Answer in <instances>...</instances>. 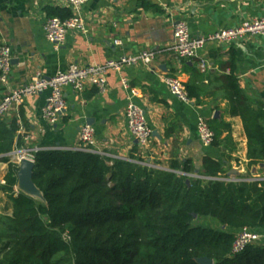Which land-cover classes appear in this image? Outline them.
Segmentation results:
<instances>
[{"label": "crops", "instance_id": "obj_1", "mask_svg": "<svg viewBox=\"0 0 264 264\" xmlns=\"http://www.w3.org/2000/svg\"><path fill=\"white\" fill-rule=\"evenodd\" d=\"M49 7L70 10L65 3L0 0V44H7L13 52L9 82L0 83V101L7 91L28 84L39 72L50 79L71 64H103L146 50H159V54L149 67L141 64L125 68L120 74L110 73L104 93L95 87L82 94L66 88L67 109L53 127L42 115L49 91L28 98L3 118L16 129L13 151L56 147L71 150L79 145L80 127L89 124L96 134L94 153L108 158L110 165L116 160L138 162L141 158L145 166L169 170L173 158L190 159L195 168L192 177L199 178L203 158L211 157L225 165L230 180H264V164L249 166L243 122L230 114L220 80L230 73L233 55L239 85L252 108H264V37L248 36L228 46L211 43L198 59L190 61L163 51L173 41L177 22L185 21L193 37L232 29L245 21L264 18V0H90L81 10L87 33L71 31L59 47L46 39ZM116 40L122 44L116 45ZM201 58L208 62L205 73L199 70ZM167 76L184 84L195 81L201 90L200 105L195 101L188 105L172 96L163 82ZM121 78L138 91L135 102L145 110L152 129L146 150L128 131ZM199 117L216 122L215 127L221 131L218 146L201 143L197 134ZM6 170L7 164L0 163V184L5 183ZM232 170L235 173L230 176ZM15 193L36 199L31 189L20 184Z\"/></svg>", "mask_w": 264, "mask_h": 264}, {"label": "trees", "instance_id": "obj_2", "mask_svg": "<svg viewBox=\"0 0 264 264\" xmlns=\"http://www.w3.org/2000/svg\"><path fill=\"white\" fill-rule=\"evenodd\" d=\"M47 12L63 20L72 16L69 9ZM229 66L220 80L230 114L243 122L249 166L264 164V108H252L233 55ZM185 86L200 105V87L195 81ZM215 123L209 126L218 146ZM15 137L16 129L0 119V155L13 151ZM34 157L32 181L44 201L16 194L20 165L0 158L7 164L0 184V264H199L200 258L264 264V242L232 253L240 230L264 232V180L230 182L225 165L211 157L203 158L199 178L192 177L193 161L183 158L158 170L141 158L110 165L82 150H43ZM200 219L218 227L198 224Z\"/></svg>", "mask_w": 264, "mask_h": 264}, {"label": "built area", "instance_id": "obj_3", "mask_svg": "<svg viewBox=\"0 0 264 264\" xmlns=\"http://www.w3.org/2000/svg\"><path fill=\"white\" fill-rule=\"evenodd\" d=\"M89 1L90 0H41V2L47 4L65 3L72 13V16L65 20L59 17H49L47 19L44 26L47 41L59 47L66 43L67 37L71 31L86 34L87 26L81 10ZM248 36L264 37V18L245 21L235 28L219 30L208 35L197 37L191 35L189 26L185 21H179L174 26L173 41L163 48V51L170 52L182 60L190 61L198 59L200 52L211 43L228 46L240 42ZM115 44L121 45L122 41L116 40ZM158 54L159 50H146L136 55H127L117 59H110L103 64L88 66L71 64L65 71L56 73L50 79H46L39 72L31 78L28 84L6 92L0 101V119L4 118L12 110L22 106L28 98L49 91V95L42 110V115L47 123L53 127L58 124L61 116L67 109V102L64 97L66 88L71 87L77 93L82 94L87 88L95 87L100 93H104L107 86V77L110 73L115 72L120 74L125 68L141 64L149 67L155 61ZM12 68V49L7 44H0V83L7 84L9 82ZM207 68L208 62L201 58L199 60V70L205 73ZM163 82L172 96L185 104H194V101L188 94L185 84L181 80L176 77L167 76L163 79ZM121 84L126 92L125 118L128 131L138 142L140 147L146 150L149 147L153 132L147 123L145 110L135 102L138 91L130 85L126 78H121ZM197 134L204 146L213 145L215 134L204 117H199L197 120ZM43 150L65 149L59 147L20 149L10 152L5 156L12 162L20 165L23 160L35 162V154ZM71 150L96 152V134L91 125L84 124L80 127L79 145ZM228 181L239 182V180L235 179H228ZM262 242H264V232L242 229L236 235L232 253L239 254L248 246Z\"/></svg>", "mask_w": 264, "mask_h": 264}, {"label": "water", "instance_id": "obj_4", "mask_svg": "<svg viewBox=\"0 0 264 264\" xmlns=\"http://www.w3.org/2000/svg\"><path fill=\"white\" fill-rule=\"evenodd\" d=\"M35 167V162L29 160H23L19 166L18 171V184L22 185L24 188H29L32 190L31 195L36 199L39 198L41 201H44L41 192L36 188L32 181L33 170ZM235 173V170L230 172V176ZM198 175V171L196 172ZM189 184V180L187 181ZM196 218V216H195ZM199 264H214L212 259L209 258H200L198 259Z\"/></svg>", "mask_w": 264, "mask_h": 264}, {"label": "rangeland", "instance_id": "obj_5", "mask_svg": "<svg viewBox=\"0 0 264 264\" xmlns=\"http://www.w3.org/2000/svg\"><path fill=\"white\" fill-rule=\"evenodd\" d=\"M4 205L5 204H3L1 206L3 207ZM197 223L201 224V225H206L209 227H214V228L218 227V224L211 219H200V220H197Z\"/></svg>", "mask_w": 264, "mask_h": 264}]
</instances>
